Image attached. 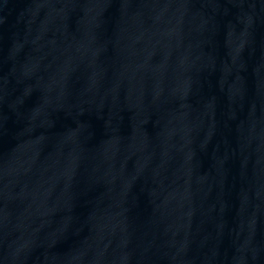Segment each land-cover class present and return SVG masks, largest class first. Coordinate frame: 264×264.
Masks as SVG:
<instances>
[{
    "label": "water",
    "instance_id": "1",
    "mask_svg": "<svg viewBox=\"0 0 264 264\" xmlns=\"http://www.w3.org/2000/svg\"><path fill=\"white\" fill-rule=\"evenodd\" d=\"M0 264H264V0H0Z\"/></svg>",
    "mask_w": 264,
    "mask_h": 264
}]
</instances>
